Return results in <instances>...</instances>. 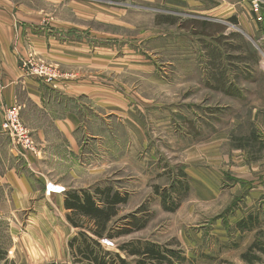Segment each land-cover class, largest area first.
I'll return each instance as SVG.
<instances>
[{
  "label": "rangeland",
  "instance_id": "rangeland-1",
  "mask_svg": "<svg viewBox=\"0 0 264 264\" xmlns=\"http://www.w3.org/2000/svg\"><path fill=\"white\" fill-rule=\"evenodd\" d=\"M95 2L101 7H117V23L95 21L93 37L115 40L117 83L128 85L122 94L132 102L141 127L133 128L118 117L116 138L107 139L102 150H115L120 166L145 161L149 178L148 189H143V193L148 190L143 194L144 211L139 214L148 218L146 227L115 236L111 239L115 246L109 249L101 238L103 247L120 255L119 245L131 241L130 234H144L146 239L140 240L180 251L185 259L174 264H264L262 251L249 252L256 240L264 247V196L249 205L239 196L231 199L228 187L234 179L233 170L241 168L242 155L237 148L244 150L249 161L261 157L264 171V39H251L230 18L221 24L196 11L212 7V1ZM100 13L108 14L103 8ZM260 15L261 36L264 4ZM244 167L245 173L254 177L255 173ZM120 174L126 177L128 172ZM212 178L227 181L222 184L221 197L207 194L211 189L205 181ZM99 184L102 189L111 187L127 195L114 187L122 181L102 180ZM213 190L218 191L216 186ZM129 210L126 203L119 206L118 215L108 225L110 231L123 228L127 223L124 217L137 208ZM236 210L253 219L247 226L253 228L247 229L249 236L254 235L252 243L238 233L239 220L232 217ZM220 214L231 217L226 234L221 232L227 237L222 242L220 234L210 237ZM82 222L88 225L87 220ZM190 232L201 233L197 245H193ZM245 252L249 254L243 258ZM0 258H4L1 253ZM126 258L136 264L137 257L126 254ZM69 264H73L71 255Z\"/></svg>",
  "mask_w": 264,
  "mask_h": 264
},
{
  "label": "crops",
  "instance_id": "crops-1",
  "mask_svg": "<svg viewBox=\"0 0 264 264\" xmlns=\"http://www.w3.org/2000/svg\"><path fill=\"white\" fill-rule=\"evenodd\" d=\"M95 1L101 0H0V124L7 107L20 105L22 121L37 145L36 152L24 154L12 137L0 133V253L4 257L0 264H53L58 260L69 264V241L82 229L69 220L68 191L93 190L102 180L122 181L114 187L127 194L129 212L146 199L145 161L120 166L115 150H102L107 139L116 138L118 117L133 128L141 127L132 102L122 94L128 85L117 83L115 40L93 37L95 21L117 23V7H101ZM205 1H212L213 6L197 12L221 24L235 17L240 31L251 39H264L250 0ZM102 8L108 14L100 13ZM37 64L47 65L52 76L33 74ZM237 150L242 155L241 168H231V199L239 196L249 205L260 202L264 196L261 157L249 161L242 148ZM244 165L254 177L245 173ZM121 171L128 175L123 177ZM224 181L206 180L211 189L207 194L221 197ZM48 185L65 191L51 192ZM215 186L218 191L213 190ZM239 210L232 217L240 221L246 214ZM230 219L217 215L210 237L217 233L220 241L227 239ZM247 229L253 228L240 227L238 233L252 243L254 235L249 236ZM130 235L129 240L146 239L144 234ZM189 236L197 245L201 233L190 232ZM120 255L126 258L125 252Z\"/></svg>",
  "mask_w": 264,
  "mask_h": 264
},
{
  "label": "trees",
  "instance_id": "trees-1",
  "mask_svg": "<svg viewBox=\"0 0 264 264\" xmlns=\"http://www.w3.org/2000/svg\"><path fill=\"white\" fill-rule=\"evenodd\" d=\"M230 21L237 23L235 17H231ZM125 202L127 196L113 191L111 187L102 189L98 186L93 190L77 189L67 192L65 206L71 211L69 220L74 226L82 229L69 241L73 264H131L127 258L105 249L100 241L101 238L112 239L146 227L148 218L139 215L144 211L143 204L135 212L124 217L127 223L123 228L116 233L110 231L109 223L118 215L119 206ZM251 218L240 220V227L249 226V222L253 220ZM83 220H87L88 225H85ZM256 248L264 253V247L257 240L252 243L249 252ZM119 249L129 256L137 257L136 264H174L175 260L185 259L180 251L140 239L124 242L119 245ZM249 252H245L243 258H246Z\"/></svg>",
  "mask_w": 264,
  "mask_h": 264
},
{
  "label": "built area",
  "instance_id": "built-area-1",
  "mask_svg": "<svg viewBox=\"0 0 264 264\" xmlns=\"http://www.w3.org/2000/svg\"><path fill=\"white\" fill-rule=\"evenodd\" d=\"M264 4V0H251V10L256 15L257 21H262L261 7ZM33 74L52 76L51 69L45 64L34 65ZM0 133L9 135L14 139L16 145H18L24 154L33 153L37 150V145L28 129L21 118V107L18 104H13L6 108L4 112L3 121L0 124ZM48 190L55 193H61L65 191L64 187L48 185ZM102 243L109 247L112 242L108 238H104ZM110 244V245H109ZM109 245V246H108Z\"/></svg>",
  "mask_w": 264,
  "mask_h": 264
}]
</instances>
